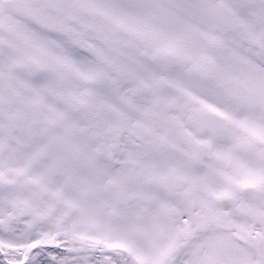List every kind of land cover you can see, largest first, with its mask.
I'll return each mask as SVG.
<instances>
[{"label": "snow or ice", "instance_id": "snow-or-ice-1", "mask_svg": "<svg viewBox=\"0 0 264 264\" xmlns=\"http://www.w3.org/2000/svg\"><path fill=\"white\" fill-rule=\"evenodd\" d=\"M0 264H264V0H0Z\"/></svg>", "mask_w": 264, "mask_h": 264}]
</instances>
